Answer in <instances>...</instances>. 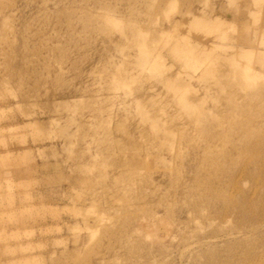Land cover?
Returning a JSON list of instances; mask_svg holds the SVG:
<instances>
[{
	"label": "rangeland",
	"instance_id": "374dc122",
	"mask_svg": "<svg viewBox=\"0 0 264 264\" xmlns=\"http://www.w3.org/2000/svg\"><path fill=\"white\" fill-rule=\"evenodd\" d=\"M264 0H0V264H264Z\"/></svg>",
	"mask_w": 264,
	"mask_h": 264
},
{
	"label": "crops",
	"instance_id": "0c3cea01",
	"mask_svg": "<svg viewBox=\"0 0 264 264\" xmlns=\"http://www.w3.org/2000/svg\"><path fill=\"white\" fill-rule=\"evenodd\" d=\"M263 23H264V18H263Z\"/></svg>",
	"mask_w": 264,
	"mask_h": 264
}]
</instances>
